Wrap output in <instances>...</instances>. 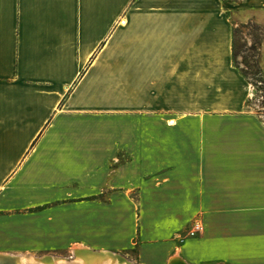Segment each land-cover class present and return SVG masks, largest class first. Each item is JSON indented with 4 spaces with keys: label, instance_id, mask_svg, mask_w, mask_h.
<instances>
[{
    "label": "crops",
    "instance_id": "1",
    "mask_svg": "<svg viewBox=\"0 0 264 264\" xmlns=\"http://www.w3.org/2000/svg\"><path fill=\"white\" fill-rule=\"evenodd\" d=\"M251 21L264 0H0V255L264 264Z\"/></svg>",
    "mask_w": 264,
    "mask_h": 264
},
{
    "label": "rangeland",
    "instance_id": "2",
    "mask_svg": "<svg viewBox=\"0 0 264 264\" xmlns=\"http://www.w3.org/2000/svg\"><path fill=\"white\" fill-rule=\"evenodd\" d=\"M243 25H246V27H241V31L237 35L236 41L239 49H241V46H245V45L246 46L238 51L240 54L237 56L236 59L237 66L239 67V69H242L247 73V79L250 81V83H252V85L258 91L259 97H262L264 96V24L251 21L248 24H242L239 26H243ZM254 38H257L261 42V47L257 55H255V53L250 50L251 45L255 44ZM244 57L248 58L247 64L244 63V59H243ZM77 254L86 255L88 257V260L91 262L96 261L97 260L96 258L102 255V254L72 251L69 253H61V254L27 253V254L18 255L17 257H23L25 259L24 264H43L41 262L39 263L38 260L44 257H46L47 259H49L50 257L66 259L67 261L64 264H79L76 261ZM112 254H116V253H112ZM117 255L121 256L122 259L121 258L119 259L122 260L125 264H137V262L131 257L130 258L124 257L123 255L120 254ZM1 263L17 264L19 263V261H17V259H14L11 262H7L6 260L3 259V257H0V264Z\"/></svg>",
    "mask_w": 264,
    "mask_h": 264
},
{
    "label": "bare ground",
    "instance_id": "3",
    "mask_svg": "<svg viewBox=\"0 0 264 264\" xmlns=\"http://www.w3.org/2000/svg\"><path fill=\"white\" fill-rule=\"evenodd\" d=\"M7 256L11 257L12 258L11 260L17 259V261H19V263H17V264H24L25 259L23 257H17V256H11V255H0V257H7ZM119 258H121V256H119L117 254L103 253L101 256H98L96 258L97 259L96 261L91 262L88 260V257L86 255L77 254L76 261L79 264H125ZM38 261H39V263L41 262L43 264H64L67 260L63 259V258H55V257H50L49 259H47L46 257H44V258H40ZM172 262H174V261H172ZM171 264H185V263H182L179 261V262L171 263Z\"/></svg>",
    "mask_w": 264,
    "mask_h": 264
},
{
    "label": "trees",
    "instance_id": "4",
    "mask_svg": "<svg viewBox=\"0 0 264 264\" xmlns=\"http://www.w3.org/2000/svg\"><path fill=\"white\" fill-rule=\"evenodd\" d=\"M226 1H231V0H226ZM232 1H241V0H232ZM241 27H246V25H243V26H236L234 28V31H233V34H234V43H233V61H234V65L239 69V67L237 66V56L240 54L238 51L241 50L243 47L245 46H241V49H239L238 45H237V41H236V38H237V35L240 33L241 31ZM254 41H255V44H252L251 47H250V50L253 51L255 53V55H257L260 47H261V42L257 39V38H254ZM244 59V63L247 64L248 63V58H243ZM240 72L244 75V77L247 78V73L242 70V69H239ZM260 72V71H258ZM259 74V73H258ZM261 82V81H260Z\"/></svg>",
    "mask_w": 264,
    "mask_h": 264
},
{
    "label": "built area",
    "instance_id": "5",
    "mask_svg": "<svg viewBox=\"0 0 264 264\" xmlns=\"http://www.w3.org/2000/svg\"><path fill=\"white\" fill-rule=\"evenodd\" d=\"M202 231H203V224L201 222H197L194 226V229L191 231L190 235L195 236Z\"/></svg>",
    "mask_w": 264,
    "mask_h": 264
},
{
    "label": "water",
    "instance_id": "6",
    "mask_svg": "<svg viewBox=\"0 0 264 264\" xmlns=\"http://www.w3.org/2000/svg\"><path fill=\"white\" fill-rule=\"evenodd\" d=\"M95 253H98V252H95ZM117 254V253H116ZM3 259L4 260H6L7 262H11L12 260V258L11 257H9V256H7V257H3Z\"/></svg>",
    "mask_w": 264,
    "mask_h": 264
}]
</instances>
